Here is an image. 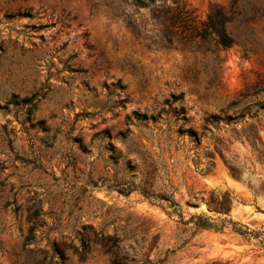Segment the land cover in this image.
<instances>
[{
  "label": "rangeland",
  "instance_id": "obj_1",
  "mask_svg": "<svg viewBox=\"0 0 264 264\" xmlns=\"http://www.w3.org/2000/svg\"><path fill=\"white\" fill-rule=\"evenodd\" d=\"M215 7L230 17L228 48L212 33L197 34ZM117 81L125 86L123 108L112 94ZM179 93L197 132L206 116L232 104L249 110L200 141L183 136L177 152L170 148L169 178L183 219L200 212L227 217L263 231L258 238L229 227L202 229L179 247L190 225L135 191L106 187L131 180L107 148L128 147L114 140L126 129L125 116L155 115ZM146 125L154 137L165 127L162 120L154 130ZM252 136L260 141L255 147ZM256 149L264 153V0H154L147 7L130 0H0V264H110L111 242L104 243L111 236L120 239V255L136 257L132 264L163 257L160 264H264V161ZM205 152L213 165L202 174ZM224 192L230 209L219 215L206 201Z\"/></svg>",
  "mask_w": 264,
  "mask_h": 264
},
{
  "label": "trees",
  "instance_id": "obj_2",
  "mask_svg": "<svg viewBox=\"0 0 264 264\" xmlns=\"http://www.w3.org/2000/svg\"><path fill=\"white\" fill-rule=\"evenodd\" d=\"M126 1V0H125ZM131 3L138 7H147L154 3V0H130ZM181 11L176 10L172 15L171 20L173 23L177 21ZM230 17L222 7L212 8L207 16L206 21L202 25V29L199 36L203 37L208 33H212L216 37V42L223 48L230 47L233 43L232 35L227 31L226 24L229 22ZM112 94L118 98V107L123 108L127 102V97L122 95L125 86L117 81L111 83ZM235 104L230 107L221 110L219 114L208 115L203 120V127L201 132L195 131L191 126L188 125L190 118L187 116V108L183 105V94L171 95L170 98L166 99L155 115L140 114L136 111H132L130 114L125 116L126 129L119 131L115 136L114 140L118 139L125 145L128 144L125 151L119 149L116 153L114 152V146L110 143L107 144V148L110 159L113 161H120L128 172L131 173V180L120 181L114 184V181L110 185H106L107 188H117L119 193L128 195L130 192L135 191L139 193L143 199H145L150 205L159 207L169 217L176 216V223L183 226L190 225L187 229L189 230V237L182 240L179 247H183L184 244L194 235L198 230L211 229L213 231H222L224 227L237 234L238 236L250 239L251 237L258 238L263 231H254L249 229L246 225L232 221L227 217H216L212 218L200 212L192 214L186 220L183 219L182 210L178 202L173 197L174 188L171 185L169 173L175 174L174 171V160L170 153V148H173L174 152H177L180 147V138L186 136L189 141H200L206 137L207 133H211L213 129H216L219 122L229 124L232 118H240L244 113L249 110L235 111ZM228 110H232V114L228 113ZM237 115H234L236 114ZM234 115V117H232ZM164 121L165 127L157 128L158 133L156 137L152 133V127L146 125L147 122L151 123L153 130L156 129L155 124L158 121ZM134 128L138 131L134 132ZM108 138H111L110 135ZM141 138V139H140ZM156 140L154 143L153 140ZM144 141L149 142L150 146L157 148V150L150 153L145 145ZM255 142H260L256 137H250V144L255 147ZM258 159L264 161V153L259 149ZM131 153L132 157L126 158V154ZM163 153H167V159L171 164V168H167L165 161L163 160ZM205 157L208 158V166L202 174L207 173L211 170L213 165L212 156L210 152H205ZM190 156V155H189ZM187 156V157H189ZM186 157V158H187ZM225 162V161H224ZM227 171L232 178H239L238 171L236 168L227 165L225 162ZM105 182V180H103ZM108 184V183H107ZM92 186H97V182H93ZM261 187L264 190V183H261ZM255 193V191H253ZM196 205V203H193ZM231 204V196L224 192L220 194L211 193L206 206L209 210L218 213L219 215H228ZM111 250V263L110 264H132L136 261L135 256H131L129 259L126 255H120L118 249L120 247L119 237H109L104 243L108 245ZM260 244L264 247V238L261 239ZM86 249L85 242L82 243V250ZM173 251V250H172ZM171 251V252H172ZM163 258L155 259H144L140 264H160L164 261Z\"/></svg>",
  "mask_w": 264,
  "mask_h": 264
}]
</instances>
